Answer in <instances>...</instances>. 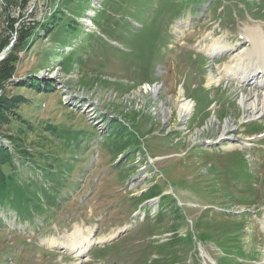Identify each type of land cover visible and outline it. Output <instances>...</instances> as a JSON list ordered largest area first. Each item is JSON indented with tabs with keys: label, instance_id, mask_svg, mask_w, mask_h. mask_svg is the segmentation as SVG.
I'll use <instances>...</instances> for the list:
<instances>
[{
	"label": "rangeland",
	"instance_id": "1",
	"mask_svg": "<svg viewBox=\"0 0 264 264\" xmlns=\"http://www.w3.org/2000/svg\"><path fill=\"white\" fill-rule=\"evenodd\" d=\"M98 2L101 0H91V3L89 0V4L79 9L75 0H0V44L9 41L0 54L16 44L18 31L30 30L28 45L23 42L15 46V77L9 82L26 80L25 73L35 71L33 76L39 81L54 84L47 91L9 88V92L25 97L26 101L18 106L17 112L32 125L50 122L77 129L86 127L83 132L90 135L82 139L78 150L74 149L76 163L70 169L69 179L59 182L62 183L60 196L64 201L54 208L52 215L35 216L28 221L18 217L13 210L9 211L8 207L0 209V264H88L90 261L104 264L102 253L96 260L92 257L95 246L77 257L80 254L76 251H71L74 254L70 250L61 252L60 244L68 239L66 236H72L75 229L79 232V241L84 236L91 237L90 229L95 230L96 240H105L112 232L131 225L133 227L125 236H120V242L110 246L112 253L105 255L108 256L106 264H169L173 262L172 254H185L188 250L187 247L180 248L179 243H160L167 236L163 233L176 226L182 232L191 228L190 221L196 220L199 211L206 206L205 201H200L203 196L197 194L198 190L204 193V199L237 209L238 205L230 203L221 187V180L227 178L223 175L224 169L230 163L237 165L231 162V156H225L234 149H242L255 168L252 182L256 195L253 192L252 198L255 195L254 201L262 205L261 211L253 212L245 223L246 227L255 229L253 234L246 230L244 235L242 232L237 235L239 240L248 243L249 250L253 246L258 248L257 254L253 255L256 260L247 264H264L259 262V254L264 251L261 234L264 137L257 145V140L244 141L255 136L250 134L251 131L264 129V115L255 116L249 107L252 102L261 104L263 93L249 86H237L233 79L223 78L216 86L208 84L210 75H223L222 65L239 49L233 50L231 46L236 47L238 41H243L246 28L260 26L264 33V0H105L102 3L104 11L94 16L98 13ZM69 14L79 16L73 18L81 27L79 31L72 33L67 29L69 24L66 28L63 25ZM51 16L60 18V23L53 25L54 30L39 34V24ZM109 26L115 31H109ZM91 28L100 32L106 30L108 48L90 51L83 65L59 60L73 49L74 44L80 43V33ZM65 37L66 40L70 38L68 43H63ZM216 39L220 43L224 41L230 51H222L226 52L222 55H218L222 52L213 53L210 55L214 57H209L206 49ZM114 41H118V48L109 46L112 42L115 44ZM246 47L249 49L245 50L251 48L250 44ZM72 53L71 59L76 58L78 49H73ZM182 82L186 95L182 86L180 88ZM3 93L4 88L0 87V96ZM222 97L227 98L223 100L224 104L214 101ZM181 98L193 102L192 111L184 119L178 117L176 109ZM209 102L212 103L210 106ZM106 118L116 120L117 127H121V136L116 142L125 145V152L133 150L132 158L114 152L116 142L105 136L112 127L104 122ZM250 119L255 122H249L246 128L241 126L242 120ZM9 128L8 125L0 126V132L14 130ZM37 138L38 135L29 134L27 140ZM94 138L96 140L92 141ZM237 138L245 144L240 146ZM207 139L218 143L207 149L203 145ZM56 149L51 152L59 151L65 157L63 160L69 158L67 149L58 146ZM240 154L234 152L236 160L242 159ZM149 156L153 158V164L147 163ZM156 174L155 187L158 190L165 187L164 192L168 188L171 194L166 197L167 221L177 207L173 195L178 197L185 211L182 212L183 220L177 216L176 226L166 227L167 223L155 221L150 232L163 235L156 238L159 241L150 242L145 240L149 234L148 214L137 208L135 200L126 199L133 191L135 195L131 197L145 192ZM150 205L152 209L153 202ZM150 212L154 216L152 210ZM200 220L196 237L202 243L212 244H199L197 254L190 258L194 263L189 264H217V259L220 261L219 256H222L219 249L224 255L237 253L224 240L226 235L233 236L239 230L231 220L221 217H212L209 222ZM206 229L212 235L205 233ZM226 230L231 232L225 235ZM185 240H192L190 233ZM179 255L175 256L174 264H188L187 258L184 260ZM248 255L250 258V253L247 258ZM230 262L233 263L232 258L227 259V264Z\"/></svg>",
	"mask_w": 264,
	"mask_h": 264
},
{
	"label": "trees",
	"instance_id": "2",
	"mask_svg": "<svg viewBox=\"0 0 264 264\" xmlns=\"http://www.w3.org/2000/svg\"><path fill=\"white\" fill-rule=\"evenodd\" d=\"M75 1L78 3L79 9L89 4V0ZM104 1L102 0L100 6L97 7L98 13L94 16L100 15L104 11L102 6ZM75 17L79 16L74 14L67 15L63 24L65 28L69 24L67 29L72 33L79 31L78 29L81 28L78 24V26L76 25ZM59 23L60 18L48 17L39 24L40 30L38 33L40 34V31L48 33L49 30L55 29V26L53 27L54 24L58 25ZM108 30L111 32L115 31L112 26H109ZM29 31L27 28L25 30L21 29L20 32L18 31L19 40L15 45L10 46L3 58L0 59V87L4 88V93L0 96V126L8 125L9 129H14L13 131L4 132L3 130V132H0V209L8 207V209H14L20 216L31 219L33 213L42 215L45 212H49L46 206L54 203L59 182L67 180L65 174L73 167V163L69 159L63 160L64 158L58 153L59 151L52 153V149L57 151V146L67 149V151H71L72 148L77 149L81 146L82 138L88 134L83 132L86 127L77 129L74 126H58V124L55 125L50 122L38 124L37 126L32 125L30 121L17 112L18 106L26 100L19 93L9 92V88L47 91L54 87L51 81L42 83L38 80V77L33 76L35 71L24 72L27 76L26 80H12L9 82V79L15 77L14 59L16 56H14V53L17 52L15 46L21 45L23 42H25V46L28 45ZM68 31L65 33H68ZM80 35V43L74 44L73 42V49H78L77 57L71 59L72 49L69 53L63 54V58L59 60L71 61V63L73 61L76 66L79 64L83 65L90 51L108 48V42L95 32L84 29ZM22 39L24 40L22 41ZM68 40L70 38L67 40L66 37L63 38V43H68ZM8 43L9 41L6 40L0 44V50ZM109 46L111 47V45ZM40 84H42V87H40ZM107 120L106 118L104 122H108L112 127L108 130L109 134L106 133L105 136L117 139L119 135L121 136V127H117L116 120ZM11 125L13 126L11 127ZM40 132L44 134L40 135ZM29 134L38 135V138L36 140H27ZM25 141H27V144H24ZM116 147L120 154L125 151L124 144H117L116 142ZM236 163L238 168L234 171L237 166L235 168V165L231 166L229 178L223 180L221 184L223 192L231 191L232 198L235 197L236 191H241L242 188L245 189L249 183L246 177L250 173L245 158L242 157ZM238 180L239 182L236 183ZM232 181L235 183L234 186L231 185ZM150 189V194H154L155 186L153 185ZM224 195L231 197L228 196V193H224ZM43 202L48 204L45 206ZM230 232V230L225 231L226 234ZM238 232L239 230L235 232L234 237L229 238L231 242H228V244H232L235 250L243 248V241L239 240Z\"/></svg>",
	"mask_w": 264,
	"mask_h": 264
},
{
	"label": "bare ground",
	"instance_id": "3",
	"mask_svg": "<svg viewBox=\"0 0 264 264\" xmlns=\"http://www.w3.org/2000/svg\"><path fill=\"white\" fill-rule=\"evenodd\" d=\"M245 35L250 40V42H252L253 46L250 50L244 49V50H241L240 52H238L237 55L234 57V59L240 60L242 57H248V56L250 57L251 56L249 59L250 62L259 60L261 58L263 60L264 59V33H263L261 27L256 26V27H252V28H246ZM228 49H229V47L224 41H223V43H220V41H217V39H216V40L212 41V43L207 47L206 50L209 54H213V53L218 54V53L225 51V50H228ZM257 62H255L254 64L256 65ZM236 68H239V69L237 70ZM236 68L230 66L229 69L232 71V75L227 74V75H224L223 78L232 77L235 79L239 78L240 80H242V79L253 80L254 79L253 71H251V70L248 71L249 68H248L247 63L244 66L238 63ZM220 79L221 78L219 76H217V75L213 76L212 75L209 77L208 82L209 83H211V82L218 83L220 81ZM181 97H183L182 91H181ZM241 102H243V104H244L245 100L242 98ZM250 102H251V100H250ZM249 107H250V109H252V111H253L252 114H254L255 116L264 115V95H263L261 104H259L258 102L257 103L252 102V103H249ZM176 109L178 112V117L180 119H184L192 111L193 102L191 100H187L186 98H181L179 100V102L177 103ZM78 233L79 232L74 231L72 239H67L63 243V248H66L67 250H70V251H76L77 254H81L82 252H85L86 248L88 247V245H90V243L93 239H91V237L89 235V236H84L79 241V240H77L78 239V235H77ZM73 238H75L77 241H74Z\"/></svg>",
	"mask_w": 264,
	"mask_h": 264
},
{
	"label": "water",
	"instance_id": "4",
	"mask_svg": "<svg viewBox=\"0 0 264 264\" xmlns=\"http://www.w3.org/2000/svg\"><path fill=\"white\" fill-rule=\"evenodd\" d=\"M6 49H8V48H6ZM6 49L0 54V59L4 56Z\"/></svg>",
	"mask_w": 264,
	"mask_h": 264
}]
</instances>
